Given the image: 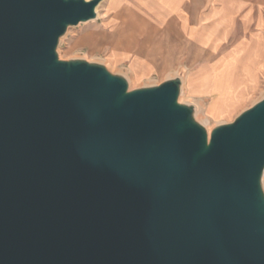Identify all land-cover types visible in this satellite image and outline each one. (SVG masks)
<instances>
[{
    "label": "water",
    "instance_id": "1",
    "mask_svg": "<svg viewBox=\"0 0 264 264\" xmlns=\"http://www.w3.org/2000/svg\"><path fill=\"white\" fill-rule=\"evenodd\" d=\"M102 0H0V264H264V93L209 134L182 78L61 59Z\"/></svg>",
    "mask_w": 264,
    "mask_h": 264
},
{
    "label": "rangeland",
    "instance_id": "2",
    "mask_svg": "<svg viewBox=\"0 0 264 264\" xmlns=\"http://www.w3.org/2000/svg\"><path fill=\"white\" fill-rule=\"evenodd\" d=\"M195 1L189 4L194 6ZM155 4L157 0H102L95 20L70 27L62 37L57 49L60 58L85 59L104 64L110 71L113 69V73L132 80V89L159 85L170 78L181 77L185 88L184 103L201 109L202 117L209 118L211 130L219 124L232 122L262 98L264 72L259 82L245 94L230 87L228 77L216 75L205 82L195 81L198 87L194 90L197 92H190L186 87L187 78L184 77L192 67L187 68L184 65L186 62L174 59L163 62L146 60L149 48L156 49L159 41L156 24L148 12V6ZM262 4L264 6V0ZM233 31L232 39L241 35L244 38L256 28L247 29L244 34L239 29ZM220 53L217 50L213 59L208 61L214 63ZM151 55L157 57L156 52ZM204 63L196 62L194 68Z\"/></svg>",
    "mask_w": 264,
    "mask_h": 264
},
{
    "label": "crops",
    "instance_id": "3",
    "mask_svg": "<svg viewBox=\"0 0 264 264\" xmlns=\"http://www.w3.org/2000/svg\"><path fill=\"white\" fill-rule=\"evenodd\" d=\"M157 0L148 6L156 24L158 46L149 48L148 61L174 59L186 62V87L197 92L196 82L216 76L228 77V85L246 93L264 72V6L262 0ZM256 28L243 38H233L235 29ZM163 46L161 45V42ZM219 50L220 56L213 59ZM157 53V57L150 53ZM204 61L198 68L196 62ZM181 63V64H182Z\"/></svg>",
    "mask_w": 264,
    "mask_h": 264
},
{
    "label": "bare ground",
    "instance_id": "4",
    "mask_svg": "<svg viewBox=\"0 0 264 264\" xmlns=\"http://www.w3.org/2000/svg\"><path fill=\"white\" fill-rule=\"evenodd\" d=\"M99 7V6H98ZM98 7H97V16H98ZM95 20V19H94ZM85 23H87V22H85ZM60 56V55H59ZM113 70V69H112ZM111 70V71H112ZM128 81H129V79H128ZM132 80H130L129 81V87H130V89H132L131 88V85H130V82H131ZM184 95H185V88H184V82H183V79H182V85H181V93H180V97H179V101L180 102H184ZM194 107H195V113H194V115H195V118L199 121V122H201L206 128H207V130H208V132H209V134L211 133V127H209L208 126V121H209V118H207L206 116L205 117H202V115H201V112H202V110L201 109H199V108H197V106L196 105H194ZM205 111V110H204ZM204 114V113H203ZM263 188H264V174H263Z\"/></svg>",
    "mask_w": 264,
    "mask_h": 264
}]
</instances>
